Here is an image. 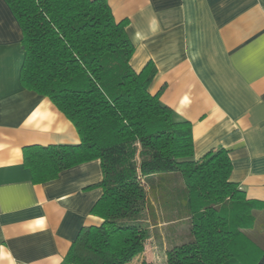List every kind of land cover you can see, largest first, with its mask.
I'll list each match as a JSON object with an SVG mask.
<instances>
[{
    "label": "trees",
    "instance_id": "16d2710c",
    "mask_svg": "<svg viewBox=\"0 0 264 264\" xmlns=\"http://www.w3.org/2000/svg\"><path fill=\"white\" fill-rule=\"evenodd\" d=\"M23 31V85L48 97L81 141L32 147L35 182L100 159L103 194L61 264H131L159 222L189 220L190 236L163 264H264V202L230 180L229 151L194 158L192 123L151 92L153 62L137 72L128 20L108 0H6ZM138 264H157L142 260Z\"/></svg>",
    "mask_w": 264,
    "mask_h": 264
},
{
    "label": "crops",
    "instance_id": "0c3cea01",
    "mask_svg": "<svg viewBox=\"0 0 264 264\" xmlns=\"http://www.w3.org/2000/svg\"><path fill=\"white\" fill-rule=\"evenodd\" d=\"M108 2L117 20H128L132 67L153 62L151 92L161 90L160 101L192 123L194 158L227 149L230 180L247 200L264 202V0ZM22 39L0 0V264H61L81 228L102 223L92 209L103 194V169L94 159L34 181L26 164L33 146L81 138L48 97L23 85ZM175 223L151 226L155 247ZM148 257L144 251L140 262L160 264Z\"/></svg>",
    "mask_w": 264,
    "mask_h": 264
},
{
    "label": "rangeland",
    "instance_id": "374dc122",
    "mask_svg": "<svg viewBox=\"0 0 264 264\" xmlns=\"http://www.w3.org/2000/svg\"><path fill=\"white\" fill-rule=\"evenodd\" d=\"M150 238L146 241V247L144 251H147L150 259L155 258L158 263H164L165 257H166V247L169 249L171 248L175 243H180L182 240H187L190 236L189 233V220L185 221H179L173 224L172 229L169 231H166L165 229L161 231V237L159 242H156V247L153 243V229L151 228L150 231ZM171 235H170V234ZM165 237V239H163ZM159 239V238H157ZM158 241V240H157ZM154 253V256H153ZM157 255V256H156ZM146 259V255L144 257ZM141 260V255L136 257L131 264H138Z\"/></svg>",
    "mask_w": 264,
    "mask_h": 264
}]
</instances>
